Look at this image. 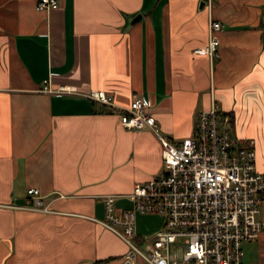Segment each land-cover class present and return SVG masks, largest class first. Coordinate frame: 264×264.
Listing matches in <instances>:
<instances>
[{"label":"crops","instance_id":"1","mask_svg":"<svg viewBox=\"0 0 264 264\" xmlns=\"http://www.w3.org/2000/svg\"><path fill=\"white\" fill-rule=\"evenodd\" d=\"M37 1L0 0V264H125L128 245L100 223L102 196L131 207L162 148L91 89L119 105L140 93L175 142L214 96L235 138L255 139L264 171V0ZM211 16L224 23L213 61L194 52ZM29 187L54 198L51 211L27 208ZM244 251V264H264V229Z\"/></svg>","mask_w":264,"mask_h":264},{"label":"built area","instance_id":"2","mask_svg":"<svg viewBox=\"0 0 264 264\" xmlns=\"http://www.w3.org/2000/svg\"><path fill=\"white\" fill-rule=\"evenodd\" d=\"M212 7V0H205ZM59 0H38L37 9L59 7ZM221 20L208 22V40L194 49L211 61L220 56ZM65 89H62L64 91ZM72 90V89H70ZM86 96L110 107L129 129L149 128L161 145L164 169L137 182L127 197L132 206L117 212L116 194L103 195L106 228L128 245L125 264H244L243 242L255 240L264 221L257 218L264 202V171L257 166L255 139L233 137L232 117L212 96L192 133L180 142L159 130L149 101L133 92L128 105L112 94L91 89ZM28 209L51 211L53 197L29 187ZM136 212L165 215L164 227L152 237H138Z\"/></svg>","mask_w":264,"mask_h":264},{"label":"rangeland","instance_id":"3","mask_svg":"<svg viewBox=\"0 0 264 264\" xmlns=\"http://www.w3.org/2000/svg\"><path fill=\"white\" fill-rule=\"evenodd\" d=\"M158 123L160 124L159 121H158ZM159 130L163 135L170 136L168 133H166L163 130V128L161 127V124L159 126ZM232 134H233V137L237 136L235 132H232ZM163 169H164V162H163V158H162V165H161V170L159 171V173L162 172ZM156 175H154V176H156ZM117 204H118L117 211H118V213L121 214L122 212H120L121 210H119V204L120 203L118 202ZM165 220H166V217H165V215H162V214L136 212V229L138 228V230L142 234V236L152 237L156 234V232L159 229L164 227ZM247 242L248 241L243 242V249L245 248V244Z\"/></svg>","mask_w":264,"mask_h":264},{"label":"water","instance_id":"4","mask_svg":"<svg viewBox=\"0 0 264 264\" xmlns=\"http://www.w3.org/2000/svg\"><path fill=\"white\" fill-rule=\"evenodd\" d=\"M205 4V1L203 0L202 2H201V5H204ZM141 17V15H138V17L137 18H140Z\"/></svg>","mask_w":264,"mask_h":264},{"label":"trees","instance_id":"5","mask_svg":"<svg viewBox=\"0 0 264 264\" xmlns=\"http://www.w3.org/2000/svg\"><path fill=\"white\" fill-rule=\"evenodd\" d=\"M227 112V111H226Z\"/></svg>","mask_w":264,"mask_h":264}]
</instances>
